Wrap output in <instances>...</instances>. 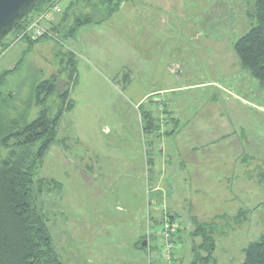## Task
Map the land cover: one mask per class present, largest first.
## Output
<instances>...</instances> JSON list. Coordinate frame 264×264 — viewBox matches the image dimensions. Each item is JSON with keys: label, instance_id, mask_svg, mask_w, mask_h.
<instances>
[{"label": "rangeland", "instance_id": "obj_1", "mask_svg": "<svg viewBox=\"0 0 264 264\" xmlns=\"http://www.w3.org/2000/svg\"><path fill=\"white\" fill-rule=\"evenodd\" d=\"M176 1L187 16L177 9L148 16L141 0L134 18L129 11L119 24L113 20L119 33L109 19L72 38L36 43L16 30L0 45V75L10 59L24 58L4 87L17 92L16 106L34 79L70 67L64 54L77 62L76 105L39 173L57 181L39 186V199L68 264H192L179 221L170 259L163 255V222L176 219L153 189L162 188V178L154 179L161 154L169 156L168 174L182 181L169 198L176 195L188 211L198 207L201 223L216 222L218 264H241L243 249L264 234V90L233 47L253 25L252 8L247 0ZM144 110L161 124L159 136L145 131ZM153 156L155 172L147 167Z\"/></svg>", "mask_w": 264, "mask_h": 264}, {"label": "trees", "instance_id": "obj_2", "mask_svg": "<svg viewBox=\"0 0 264 264\" xmlns=\"http://www.w3.org/2000/svg\"><path fill=\"white\" fill-rule=\"evenodd\" d=\"M247 1L250 10L252 8L253 25L233 47L241 67L264 90V0ZM120 4L121 0H74L62 13L59 23L51 27V34L59 40L75 37L81 28L107 20ZM48 5L47 0H38L34 10L16 30L21 32L33 16ZM28 39L36 43L42 38ZM67 54L70 67L47 78L34 79L21 106L15 105L17 92H7L4 87L8 78L21 68L24 58L13 69L0 75V264H68L54 243L48 217L39 199V186L57 183L39 173L47 153L58 141L61 120L76 105L72 91L78 78L77 62L72 53L64 55ZM59 63L64 61L61 59ZM125 75V82L129 83V74ZM142 115L146 120L145 131L158 134L161 124L155 116L149 110H144ZM175 127L166 134L177 132L179 125ZM154 165V156L148 157V169H153ZM170 222L175 225L174 220ZM215 223L212 220L197 224L194 235L201 237L202 241L193 246L192 264H218L215 259L218 237ZM172 234L174 243L175 231ZM143 244L138 248L147 246ZM202 251L206 252L205 256ZM241 264H264V234L245 247Z\"/></svg>", "mask_w": 264, "mask_h": 264}, {"label": "crops", "instance_id": "obj_3", "mask_svg": "<svg viewBox=\"0 0 264 264\" xmlns=\"http://www.w3.org/2000/svg\"><path fill=\"white\" fill-rule=\"evenodd\" d=\"M140 1L141 0H121L120 8L107 19V20L110 19L112 21V23H111L112 29H113L112 32L119 33V29L115 25L113 20H115L119 24L120 23V17L124 18V16H122V15L123 14L127 15L129 11H131V14L127 15V18L128 19L134 18L133 15H135V11L138 10V8H139V5L136 4V2L138 3ZM142 1H145L147 3L146 7H148V11H149L147 13L148 16H150V14L152 16H155V14L158 13L159 16L163 15V17H166L167 15H170L173 10H176V9L179 10L181 15L187 16L186 6L184 4L178 3L177 1H176V3H174V0H142ZM130 2H131V4H130ZM105 21H103V22H105ZM121 23H122V19H121ZM86 27L81 28V30L86 29ZM202 33H203V31H200L199 33L197 32V37L199 35H201ZM149 42H151L150 37L148 39V48H149ZM132 43H133V48H134V46L136 45V42L132 41ZM20 60H21V58L20 59H16V58L10 59L8 61L10 67L6 70L13 69L18 64V62ZM168 68H169V66H168ZM6 70H4V71H6ZM151 94L152 93H148L145 97H147ZM168 159H169L168 155H166V154L160 155V158L158 161L161 162V163L159 162V165L161 164V166H159L158 173H155L156 175H155L154 179H155V182L157 180V182L160 183V180L162 178V182H161L162 188L160 190H157V184L153 183V187H154L153 189L155 192L161 193L159 195V197H160V199L162 198L163 202H166L169 213L175 217L176 220H174V223L177 224L179 221V224H177L178 229H179L178 233H179V237L182 240V242L186 241L187 234H189L188 238H190V240H191L190 247L193 250L194 244H200L202 241L201 237L194 235V232L197 228V224L201 223V220H199V218H198L199 216H198V211H197L199 208L198 207L196 208L193 204L190 205L189 200L187 198H185L184 201L186 202V206H188V203L190 205V211H188V209H185L184 203L182 204V202L176 198V195H175V199L172 197L169 198L170 193H173V195H174L176 192V194H177L182 181L180 179H177L175 171L172 172L170 170V173L168 174L167 168H168V164L170 162V160H168ZM155 163H156V161H155ZM171 166H172V164L170 165V167ZM156 167L157 166H155V165L153 166L154 172L156 170ZM163 171H164V174L162 175ZM138 173L141 174L139 171H138ZM157 174H158V176H157ZM183 192L184 191H181V193H183ZM221 196H222V198H224L223 194ZM229 200L227 199V201H229ZM185 210H187V211H185ZM155 221H157V220H155ZM185 223L188 224V227H182L181 224H185ZM140 238L141 239L144 238V241H145V239H147L146 236H143V235ZM150 240H151V238H150ZM137 242L135 244H137ZM219 242H220V240H219ZM145 244H146V242L143 245H145ZM217 245H218V240H217ZM137 247H138V244H137Z\"/></svg>", "mask_w": 264, "mask_h": 264}, {"label": "built area", "instance_id": "obj_4", "mask_svg": "<svg viewBox=\"0 0 264 264\" xmlns=\"http://www.w3.org/2000/svg\"><path fill=\"white\" fill-rule=\"evenodd\" d=\"M49 5L41 12L33 16L31 22H29L21 31L20 36L22 39L25 37L37 40L45 36H50L56 40H59L55 35L51 34V27L58 22V18L66 7L74 0H47ZM4 50L0 49V57L4 54ZM164 227L161 234L165 238V245L163 246V255L166 260L170 259L172 250L175 245L171 241L173 232L175 231L174 225L169 220H164ZM169 256V257H168Z\"/></svg>", "mask_w": 264, "mask_h": 264}, {"label": "water", "instance_id": "obj_5", "mask_svg": "<svg viewBox=\"0 0 264 264\" xmlns=\"http://www.w3.org/2000/svg\"><path fill=\"white\" fill-rule=\"evenodd\" d=\"M38 0H0V45L36 7Z\"/></svg>", "mask_w": 264, "mask_h": 264}, {"label": "bare ground", "instance_id": "obj_6", "mask_svg": "<svg viewBox=\"0 0 264 264\" xmlns=\"http://www.w3.org/2000/svg\"><path fill=\"white\" fill-rule=\"evenodd\" d=\"M156 186V185H155Z\"/></svg>", "mask_w": 264, "mask_h": 264}]
</instances>
